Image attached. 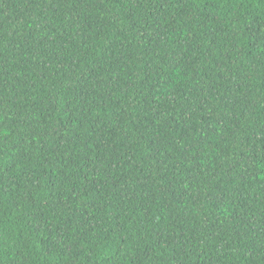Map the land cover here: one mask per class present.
I'll list each match as a JSON object with an SVG mask.
<instances>
[{"label": "trees", "instance_id": "16d2710c", "mask_svg": "<svg viewBox=\"0 0 264 264\" xmlns=\"http://www.w3.org/2000/svg\"><path fill=\"white\" fill-rule=\"evenodd\" d=\"M0 264H264V0H0Z\"/></svg>", "mask_w": 264, "mask_h": 264}]
</instances>
